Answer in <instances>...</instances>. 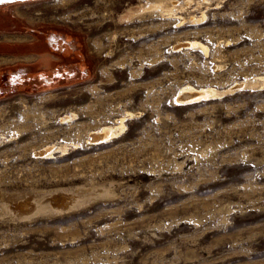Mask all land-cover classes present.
Segmentation results:
<instances>
[{
    "label": "rangeland",
    "instance_id": "374dc122",
    "mask_svg": "<svg viewBox=\"0 0 264 264\" xmlns=\"http://www.w3.org/2000/svg\"><path fill=\"white\" fill-rule=\"evenodd\" d=\"M7 10L1 77L35 66L13 44L38 29L74 30L89 58L66 83L0 82V264H264V0ZM190 40L209 52L176 50ZM188 84L220 93L182 104Z\"/></svg>",
    "mask_w": 264,
    "mask_h": 264
},
{
    "label": "flooded vegetation",
    "instance_id": "af4514ba",
    "mask_svg": "<svg viewBox=\"0 0 264 264\" xmlns=\"http://www.w3.org/2000/svg\"><path fill=\"white\" fill-rule=\"evenodd\" d=\"M9 6L10 4H5L0 7L7 13ZM6 21L9 24V20ZM60 27L69 29V31L60 32L56 26L46 28V31L38 29L35 30L36 38L25 39L13 44L18 47L13 50L16 51L15 54L22 56L20 61L25 64L34 62L35 66L16 67L13 71L9 69L8 72L2 69V77L0 76L2 86L5 85L9 89L26 86H53L66 83L79 75L82 66L86 63V58H89L85 39L81 34L73 36L72 31L74 30L70 31V28ZM45 32H48V35H45ZM33 53L37 56L29 58Z\"/></svg>",
    "mask_w": 264,
    "mask_h": 264
},
{
    "label": "bare ground",
    "instance_id": "6f19581e",
    "mask_svg": "<svg viewBox=\"0 0 264 264\" xmlns=\"http://www.w3.org/2000/svg\"><path fill=\"white\" fill-rule=\"evenodd\" d=\"M173 4H177L179 2V0H171ZM187 3H189L191 0H186ZM163 14H166L168 17H170L171 15H176V13L172 10V8H170L169 6L165 5L164 6V9H163ZM191 19H196L195 16H191ZM182 46H185V47H194V48H198V49H201L203 50L205 53H208L209 52V47L202 43L201 41H198V40H190V41H186L184 42L183 44L181 43L180 45H177L175 46L176 47V50H180L182 49ZM244 86H246L247 84L245 82L242 83ZM264 85V78L259 81V80H256V82L254 83H251V86H259V87H263ZM181 90V91H180ZM180 93L178 94H183L185 92H194V91H199V92H202V93H206L204 94L203 97V100L204 99H209V98H214V97H217L219 95V91L216 90L215 88H196L190 84L184 86L182 89L180 88ZM177 94V95H178ZM201 98H196V99H191V100H185V101H179L180 103H186L188 102L189 104L190 103H196V101L198 102ZM202 101V100H201ZM125 117H122L120 118V124H119V127L120 129H124L126 126H125ZM119 130V129H118ZM120 131V130H119ZM115 131L112 130V127L109 125L107 126H103L99 131L93 133V138L96 139V140H99V139H104V138H108L109 136H111L112 134H114Z\"/></svg>",
    "mask_w": 264,
    "mask_h": 264
},
{
    "label": "water",
    "instance_id": "95a60500",
    "mask_svg": "<svg viewBox=\"0 0 264 264\" xmlns=\"http://www.w3.org/2000/svg\"><path fill=\"white\" fill-rule=\"evenodd\" d=\"M25 1H33V0H8V2L0 3V6L5 5V4H14V3H17V2H25ZM245 87L246 86H244L242 83H240V84H237L236 86H234L232 89L242 90V89H245ZM204 94H206V93H202V92H199V91L185 92V93L181 94L178 97V101L181 102V101L191 100V99H196V98H201L199 100V101H201V100H203L202 96H204ZM182 104H189V103L186 102V103H182Z\"/></svg>",
    "mask_w": 264,
    "mask_h": 264
},
{
    "label": "crops",
    "instance_id": "0c3cea01",
    "mask_svg": "<svg viewBox=\"0 0 264 264\" xmlns=\"http://www.w3.org/2000/svg\"><path fill=\"white\" fill-rule=\"evenodd\" d=\"M1 12H2V13H5V12L3 11V8L0 7V13H1ZM8 12H9V11H7V13H8ZM2 16H4V15H2Z\"/></svg>",
    "mask_w": 264,
    "mask_h": 264
},
{
    "label": "snow or ice",
    "instance_id": "6c2138e0",
    "mask_svg": "<svg viewBox=\"0 0 264 264\" xmlns=\"http://www.w3.org/2000/svg\"><path fill=\"white\" fill-rule=\"evenodd\" d=\"M8 2V0H0V3Z\"/></svg>",
    "mask_w": 264,
    "mask_h": 264
}]
</instances>
